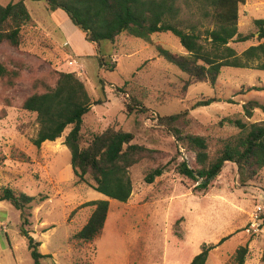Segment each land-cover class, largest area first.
<instances>
[{"label": "rangeland", "instance_id": "rangeland-1", "mask_svg": "<svg viewBox=\"0 0 264 264\" xmlns=\"http://www.w3.org/2000/svg\"><path fill=\"white\" fill-rule=\"evenodd\" d=\"M12 1L19 0L0 3ZM184 1L179 3L181 18L188 21L192 15ZM25 3L34 22L24 29L23 44H0V65L6 71L0 76V195L10 188L35 197L26 211L31 224L27 229L42 243V264H190L210 246L214 248L206 264H238L240 247L248 248L245 264H264V168L242 186L237 165L225 162L208 189L201 191L199 183L178 172L184 161L199 169L196 154L158 120L187 112L176 127L204 137L213 161L223 142L240 133L237 121L264 122L261 109L251 118L244 110L249 101L264 105V92L247 91L264 86V71L223 68L215 85L194 84L184 90L188 77L156 48L185 54L172 33L154 34L149 42L122 34L98 48L64 10L51 11L43 1ZM256 19H264V0H247L240 7V33H255ZM209 27L205 23L201 31ZM257 37L230 46L241 54L260 43ZM100 58L113 65L114 72L101 66ZM61 72L75 73L93 102L105 101L93 105L84 117V147L114 127L133 133V144L151 151L130 169L133 193L128 202L108 199L78 181L71 150L64 143L71 127L54 142L34 144L37 114L25 110L23 103L33 93L54 88ZM130 97L148 111L127 115ZM208 99L216 102L194 108ZM158 167L163 175L147 183L146 176ZM99 199L110 203L102 235L92 243L74 239L94 210L84 205ZM21 224V212L10 202H0V264H33ZM254 225L258 231L253 233Z\"/></svg>", "mask_w": 264, "mask_h": 264}, {"label": "trees", "instance_id": "trees-1", "mask_svg": "<svg viewBox=\"0 0 264 264\" xmlns=\"http://www.w3.org/2000/svg\"><path fill=\"white\" fill-rule=\"evenodd\" d=\"M27 0L12 1L7 5L0 3V44L8 43L15 48L23 44L24 29L34 22ZM46 2L51 11L62 9L72 23L82 30L86 39L101 46V42L114 43L122 34L149 42L154 34L172 33L176 36L185 54H177L157 46V51L170 64L182 71L188 80L184 90L194 84L215 85L223 68L256 69L264 71V19L254 20L256 32L244 35L239 31L240 7L247 0H185V6L192 17L188 21L181 18L180 0H31ZM205 23L211 27L201 31ZM258 36V37H257ZM260 41L239 54L230 43H246L253 39ZM100 65L114 66L100 58ZM5 69L0 65V76H5ZM103 83V82H102ZM247 91L264 92L263 87H250ZM216 99L199 101L194 108L209 106ZM105 103L103 99L93 102L83 81L75 73H58L56 86L43 93H33L23 103V108L37 114L39 131L33 140L38 147L47 141L60 139L71 127L65 138V145L72 153V169L79 182L121 203L130 200L133 183L130 169L144 159L148 152L145 146L133 144L135 136L131 132L109 127L97 135L88 146L82 145V126L84 117L93 105ZM264 112V105L249 101L244 105L245 114L251 118L255 109ZM127 115L146 113L147 107L137 98L130 97L126 104ZM187 114L180 113L159 117V125L168 131L178 142L187 144L196 154L199 169L191 168L182 162L178 168L180 175L199 183L197 189H208L211 179L219 174L225 162L235 163L239 171V181L247 185L264 168V122L245 124L237 121L240 133L223 142L221 150L213 161H209L208 144L204 137L185 134L176 127L183 123ZM158 167L146 176L147 183H153L163 175ZM47 198H41L44 202ZM108 199L88 202L94 210L84 227L73 238L92 243L102 235L110 210ZM35 197L25 193L16 194L6 188L0 195V202H10L21 212L20 233L27 239L33 264H42L45 255L37 241L27 229L30 226L26 214ZM214 246L204 247L190 264H206ZM247 247H240L236 252L238 264H245Z\"/></svg>", "mask_w": 264, "mask_h": 264}, {"label": "built area", "instance_id": "built-area-1", "mask_svg": "<svg viewBox=\"0 0 264 264\" xmlns=\"http://www.w3.org/2000/svg\"><path fill=\"white\" fill-rule=\"evenodd\" d=\"M261 210H262V208H261ZM252 230H253V233H254V232H257V231H258V227H256V226L254 225V227H252ZM247 232H248V233H251V229L249 228V229L247 230Z\"/></svg>", "mask_w": 264, "mask_h": 264}]
</instances>
